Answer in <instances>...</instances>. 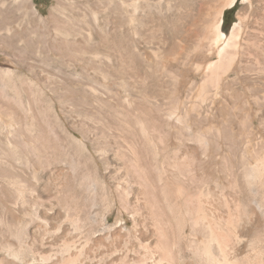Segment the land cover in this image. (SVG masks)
I'll use <instances>...</instances> for the list:
<instances>
[{
    "label": "rangeland",
    "instance_id": "374dc122",
    "mask_svg": "<svg viewBox=\"0 0 264 264\" xmlns=\"http://www.w3.org/2000/svg\"><path fill=\"white\" fill-rule=\"evenodd\" d=\"M112 1L0 29V264H264V0Z\"/></svg>",
    "mask_w": 264,
    "mask_h": 264
},
{
    "label": "bare ground",
    "instance_id": "6f19581e",
    "mask_svg": "<svg viewBox=\"0 0 264 264\" xmlns=\"http://www.w3.org/2000/svg\"><path fill=\"white\" fill-rule=\"evenodd\" d=\"M27 1H29V0H27ZM234 1L235 0H225L221 4L220 8L217 10L215 20L213 21V23L210 26H208L210 29V32H211V36L208 39L209 40V49L207 51L208 56H210L211 51L215 48V49H217L216 52H217V55L219 57V62L217 65L213 64L214 65L213 66L212 64H208L207 67L205 68V70L208 71L212 77L214 75H216L217 72L219 73V70L224 69L226 66H228L232 62L233 57L235 55V54H233V52L234 51L236 52L237 50H239L238 33L236 31L237 27L234 26L232 33L229 37H226L220 30V26L222 24L223 11H224V9L231 7L233 5ZM10 2L11 1H9V0H0V29L6 30L8 33L13 32L12 28L10 27V25L13 23V22H11L13 20V16H12L13 14H11L12 8H10V6L14 7L13 12L14 13L16 12L17 13L16 15L19 14V16H17V19H20L21 17H23L25 15H26V17H29L32 22L34 19L33 13H32L33 10L32 9H31V11L30 10H28V11L24 10L22 7L21 0H12V3H10ZM112 5H114L115 11L118 10L119 5H120V0H113ZM84 14H85L84 12L81 13V15L83 17H85V15H86V14L85 15ZM93 16H94V19L96 21V13L95 12H94ZM39 21L41 22V19H39ZM45 23H46L45 25H49L51 27H54L55 32H61L60 29H58L56 20L52 14L49 15V17ZM12 34H15V33L13 32ZM66 36H67V34H66ZM0 40H2V39H0ZM220 44H222V47H218ZM198 49H199V47H198ZM200 49H202V48H200ZM199 58H202V57H199ZM197 60H198V58H197ZM56 63H58V62H56ZM197 68H200V67H198V64H197ZM210 81H211V79H210ZM174 115H176V114H174ZM213 240H216V239L214 238ZM68 244L65 246L66 249L69 248ZM114 259L116 260L115 256H114ZM209 259H211V258H209ZM216 264H223V263L216 261Z\"/></svg>",
    "mask_w": 264,
    "mask_h": 264
},
{
    "label": "trees",
    "instance_id": "16d2710c",
    "mask_svg": "<svg viewBox=\"0 0 264 264\" xmlns=\"http://www.w3.org/2000/svg\"><path fill=\"white\" fill-rule=\"evenodd\" d=\"M234 12H235V5L231 9H228V10L224 11L222 28L224 26H227V28H229L233 24V22H234Z\"/></svg>",
    "mask_w": 264,
    "mask_h": 264
},
{
    "label": "water",
    "instance_id": "95a60500",
    "mask_svg": "<svg viewBox=\"0 0 264 264\" xmlns=\"http://www.w3.org/2000/svg\"><path fill=\"white\" fill-rule=\"evenodd\" d=\"M236 1H237V0L234 1L233 5H232L231 7H228V8H226V9H224V11H225V10H228V9H231V8L235 5ZM224 11H223V14H224ZM223 14H222V15H223Z\"/></svg>",
    "mask_w": 264,
    "mask_h": 264
}]
</instances>
